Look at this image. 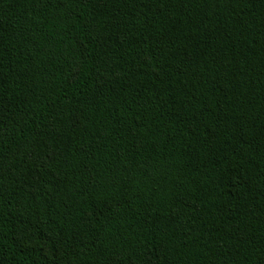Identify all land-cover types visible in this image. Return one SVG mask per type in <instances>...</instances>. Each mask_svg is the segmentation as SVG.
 Segmentation results:
<instances>
[{
	"label": "trees",
	"instance_id": "1",
	"mask_svg": "<svg viewBox=\"0 0 264 264\" xmlns=\"http://www.w3.org/2000/svg\"><path fill=\"white\" fill-rule=\"evenodd\" d=\"M0 264H264V0H0Z\"/></svg>",
	"mask_w": 264,
	"mask_h": 264
}]
</instances>
